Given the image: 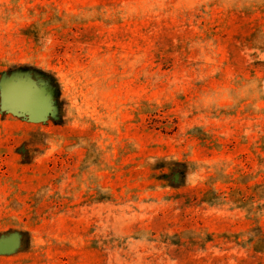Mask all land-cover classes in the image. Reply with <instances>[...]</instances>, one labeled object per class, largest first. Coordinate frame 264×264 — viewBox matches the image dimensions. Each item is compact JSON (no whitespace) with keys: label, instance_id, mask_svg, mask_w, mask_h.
I'll list each match as a JSON object with an SVG mask.
<instances>
[{"label":"rangeland","instance_id":"rangeland-1","mask_svg":"<svg viewBox=\"0 0 264 264\" xmlns=\"http://www.w3.org/2000/svg\"><path fill=\"white\" fill-rule=\"evenodd\" d=\"M0 264H264V0H0Z\"/></svg>","mask_w":264,"mask_h":264}]
</instances>
